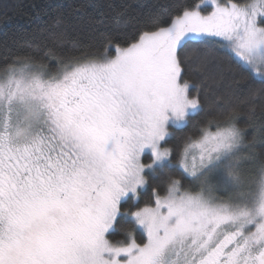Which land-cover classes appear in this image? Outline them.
Wrapping results in <instances>:
<instances>
[{"label":"snow or ice","instance_id":"obj_1","mask_svg":"<svg viewBox=\"0 0 264 264\" xmlns=\"http://www.w3.org/2000/svg\"><path fill=\"white\" fill-rule=\"evenodd\" d=\"M49 9L0 62V264H264V0Z\"/></svg>","mask_w":264,"mask_h":264},{"label":"trees","instance_id":"obj_2","mask_svg":"<svg viewBox=\"0 0 264 264\" xmlns=\"http://www.w3.org/2000/svg\"><path fill=\"white\" fill-rule=\"evenodd\" d=\"M17 0H0V62L5 56L25 51L24 42L32 39L35 30L42 27V19L37 17L38 12L49 10V5L69 6L82 3V0H18L21 8L7 11L5 5ZM119 2V0H117ZM149 6L162 4L165 0H143ZM83 42H87V30L78 32Z\"/></svg>","mask_w":264,"mask_h":264}]
</instances>
